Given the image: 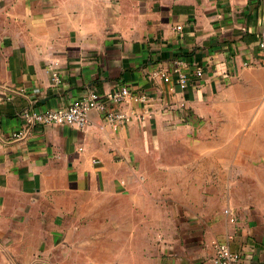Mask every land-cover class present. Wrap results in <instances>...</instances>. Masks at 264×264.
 I'll list each match as a JSON object with an SVG mask.
<instances>
[{
    "label": "crops",
    "instance_id": "crops-1",
    "mask_svg": "<svg viewBox=\"0 0 264 264\" xmlns=\"http://www.w3.org/2000/svg\"><path fill=\"white\" fill-rule=\"evenodd\" d=\"M263 30L264 0H0V134L87 89L145 97L109 105L117 125L92 110L84 129L0 144V264H213L218 242L264 264V204L234 197L264 198V138L187 136L219 113L264 128Z\"/></svg>",
    "mask_w": 264,
    "mask_h": 264
},
{
    "label": "built area",
    "instance_id": "built-area-1",
    "mask_svg": "<svg viewBox=\"0 0 264 264\" xmlns=\"http://www.w3.org/2000/svg\"><path fill=\"white\" fill-rule=\"evenodd\" d=\"M256 35L258 39L259 56L264 59V30L259 31ZM250 63L246 62L245 65L248 66ZM55 64L57 65V63ZM54 66L55 65H52V80L54 83L58 84L60 82V76L58 71L54 69ZM174 71L179 75L177 82L180 87L182 89H187L192 82L191 75L183 72L180 67L174 68ZM149 75L152 79L159 76L163 80L168 81L170 79V70L157 69L151 71ZM202 76L203 70L197 69L193 75V79L197 77L202 78ZM127 98H133L137 101L145 99L144 96L133 95L127 85L119 84L114 87V90L110 94H103L97 90L87 89L81 97L64 107L45 110L35 106L28 107L19 114V126L7 133L0 134V144L2 142L12 143L27 141L37 132L52 125L84 129L89 123V112L92 110L105 113L106 119L113 125H117L125 119V116L118 110H110L107 112V108L109 105L112 106V104H120ZM225 212L230 217L232 223L237 221V218L229 209H226ZM214 251L213 264L243 263L242 252L233 251L228 243H215Z\"/></svg>",
    "mask_w": 264,
    "mask_h": 264
},
{
    "label": "rangeland",
    "instance_id": "rangeland-1",
    "mask_svg": "<svg viewBox=\"0 0 264 264\" xmlns=\"http://www.w3.org/2000/svg\"><path fill=\"white\" fill-rule=\"evenodd\" d=\"M247 100L248 102L246 103L247 106H252L253 102L255 104L256 102V98H249V99H243V101ZM264 100V99H262ZM219 106L221 105V102L218 101L217 103ZM242 105H245L242 103ZM261 105H264V102H261ZM214 118L211 121V128L207 127L206 129H202L200 135L196 134V135H192L189 134L187 136H195V137H208V138H238L240 136H242V134L244 133V137H249V138H255V140L260 137L261 139L264 138V128L260 129V130H251V129H245V130H241L238 128H235L238 124H236V120L234 119V117L236 115H234L233 117H230L226 114H216L213 115ZM247 117V115H245ZM246 120V119H245ZM255 133V134H254ZM218 148H220V146H218ZM261 153L262 155H264V146H261ZM178 162V156L177 155H172L170 157L169 160V165L172 166L174 164H177ZM189 168L188 166H186V169ZM248 189L254 190L253 186L248 187ZM247 190V189H246ZM262 197L264 195H261ZM234 197L237 199L239 205H241L240 207L242 208V210L244 209L245 212L250 213L252 212V210L258 206V205H262L264 204V198H260L258 194L254 193V192H244L242 194H236L234 195ZM263 206V205H262ZM251 211V212H250ZM253 213V212H252ZM184 227V229L182 228V231H180V236L178 234H176V230H174V235L176 236L175 238H179L184 240L185 238H187L189 236V227L190 226H182ZM153 228V227H151ZM169 229H176L175 226H171L168 227ZM192 228V227H191ZM203 227L201 226H197V231L198 233L200 232V230ZM167 229V227H166ZM180 230V228H179ZM192 237V235H191ZM167 244V241H166Z\"/></svg>",
    "mask_w": 264,
    "mask_h": 264
},
{
    "label": "trees",
    "instance_id": "trees-1",
    "mask_svg": "<svg viewBox=\"0 0 264 264\" xmlns=\"http://www.w3.org/2000/svg\"><path fill=\"white\" fill-rule=\"evenodd\" d=\"M256 38H257V35H256Z\"/></svg>",
    "mask_w": 264,
    "mask_h": 264
}]
</instances>
